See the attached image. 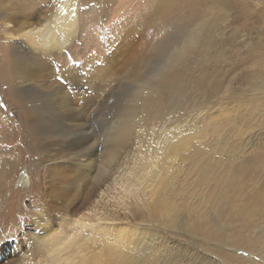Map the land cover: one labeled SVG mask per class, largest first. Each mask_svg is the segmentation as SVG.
<instances>
[{
	"label": "rangeland",
	"instance_id": "374dc122",
	"mask_svg": "<svg viewBox=\"0 0 264 264\" xmlns=\"http://www.w3.org/2000/svg\"><path fill=\"white\" fill-rule=\"evenodd\" d=\"M38 1L44 14L52 12L54 0ZM17 3L0 0V10L19 12ZM77 10L76 40L55 58L47 55L45 65L60 80L62 70L80 72L77 91L91 102L90 134L98 149L92 184L115 169V183L101 190L111 192L116 207L123 202L119 192L133 193L142 163L186 142L172 158L155 208L133 207L128 217L135 260L264 264V0H77ZM3 30L0 25V247L7 237L9 246L2 247L0 264H38L44 257L30 218L45 201L46 179L18 104L15 42L10 47ZM171 70L175 78L165 84ZM83 96H75L80 106ZM41 116L48 131L63 128L53 111ZM60 165L65 175L78 170ZM81 193L62 202L68 212Z\"/></svg>",
	"mask_w": 264,
	"mask_h": 264
},
{
	"label": "bare ground",
	"instance_id": "6f19581e",
	"mask_svg": "<svg viewBox=\"0 0 264 264\" xmlns=\"http://www.w3.org/2000/svg\"><path fill=\"white\" fill-rule=\"evenodd\" d=\"M50 1L45 0L47 4ZM39 3L36 0L27 5L20 0L17 3L20 11L14 14L0 10V25L10 42L9 46L15 42L13 70L19 89L18 104L24 112L27 130H30L37 144L38 151L35 150V153L43 162L40 174L46 179L40 188L45 201L41 200L36 215L30 218L33 225L31 231L35 234L31 237L44 257V262L38 264H139L135 260L138 255L133 253L129 241L136 231L128 217L133 214V207L139 210L155 208L172 171V158L182 151L186 142L171 144L161 153H155L149 162L142 163L138 184L132 186L133 193L125 187L127 192L121 191L118 196L123 202H118L117 208L110 205L111 192L101 188L112 179L115 183L117 171L110 169L102 172L99 179L93 184L91 182L98 149L95 142L92 143L90 134L91 102H87L86 96L77 91L80 72L75 67L62 70L60 80L58 72L45 65L49 58L47 55L55 58L54 55L71 48L76 40L79 31L77 0H54L52 12L45 14V10L39 8ZM32 9L35 12H31ZM199 34L201 30L191 42L192 47L198 41ZM174 75L172 70L169 71L165 84L172 83ZM76 95L83 96V106L79 105ZM47 109L54 112V122L63 128L53 132L46 129L41 114ZM128 134L130 130L126 128L122 142ZM60 164L71 165L78 170L73 172V176L65 175ZM148 166L152 170L148 171ZM20 182L28 184L26 174L21 176ZM96 183L97 189L94 187ZM36 184L31 186L29 193ZM142 184L145 185L143 189ZM73 191H82L83 199L68 212L62 202L68 200ZM141 192L145 193L143 197L140 196ZM128 200L133 202L129 204ZM2 232L0 223V241L3 240ZM109 236H114V239ZM4 241L6 243L2 247H8V237ZM2 247L0 251L4 250Z\"/></svg>",
	"mask_w": 264,
	"mask_h": 264
}]
</instances>
